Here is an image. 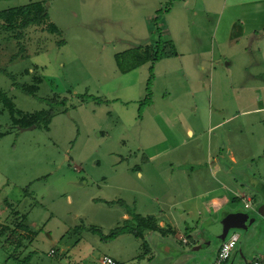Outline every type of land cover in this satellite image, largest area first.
Masks as SVG:
<instances>
[{"label":"rangeland","instance_id":"374dc122","mask_svg":"<svg viewBox=\"0 0 264 264\" xmlns=\"http://www.w3.org/2000/svg\"><path fill=\"white\" fill-rule=\"evenodd\" d=\"M34 2L45 8L42 24L7 29L0 20V264H23L29 254L32 264H57L62 248L81 264L105 254L115 264H204L218 244V229L208 220L195 229L188 219L191 232L181 224L188 244L158 232L143 239L129 232L104 236L125 224L121 215L129 216L128 210L145 217L157 210L163 187L152 165L176 156L151 155L169 146L166 126L160 122L162 131L155 126L159 110L170 116L180 111L181 118L205 128L200 114L210 95L231 109L236 96L238 108H247L248 80L261 65L252 55V37H237L260 33L264 0L241 8L232 5L235 0H0V12ZM237 17L245 25H237ZM159 37L179 55L120 72L116 54ZM224 54L230 66L222 57L223 67L215 72L201 69L210 57L216 61ZM47 110L53 113L48 126L43 113L31 118ZM219 131L224 129L211 138ZM239 131L224 132L223 141L246 151L250 132ZM260 158L253 159L259 167L232 170L252 179L249 192L243 191L253 202L250 208L230 202V209H256L263 200L253 187L264 177ZM234 231L240 237L234 258L252 264L264 250V220Z\"/></svg>","mask_w":264,"mask_h":264},{"label":"crops","instance_id":"0c3cea01","mask_svg":"<svg viewBox=\"0 0 264 264\" xmlns=\"http://www.w3.org/2000/svg\"><path fill=\"white\" fill-rule=\"evenodd\" d=\"M251 1L254 3L257 0H235L232 5L234 4V7L241 8L247 6L245 4ZM253 8L258 9L260 5L256 4ZM237 18L238 21L235 20L237 21V25H245V20H243L242 17ZM217 25L218 22L216 26ZM223 34L226 36L224 31ZM247 35L252 37V44L254 43V48H256V51L253 50L254 54H251L257 58L261 65V71L251 74V79L248 80V97L246 98L247 108H238V105L241 103L240 98L236 96H234L232 105L234 109H231L230 105L227 106L222 101L212 102L210 95L208 99L209 103L203 106L205 108L201 112L203 116L200 114L199 124L201 125V123L205 121V128L198 125L193 126L192 123H190L191 121L181 118L180 111L170 116L164 111L159 110L157 112L158 114L156 113L154 117L155 126L159 131H162L160 122L168 129L165 128V133L166 136H168L169 146L167 150H157V152L151 155L153 156L155 153H160L156 157L166 154H176V156L167 164L152 165V167H156L155 171L159 170L158 172H161L157 177H161L160 182L163 189L162 194L156 196L158 207L155 212H151L152 215L150 218L153 219L157 227L165 229L166 231L164 233L159 231H148V234H154V232L160 233L161 236L171 234L181 239L183 244H188V237L182 236L180 233L181 224L187 226L188 219L192 220V222L194 221L195 229L200 225V221L202 220H208L211 226H215L224 214L236 211L229 208L230 202L242 201L244 206L242 195L248 194L244 191L249 192L248 188H250V185L248 182L252 179L249 176L238 177L232 170L234 169L236 171L238 167L241 169L243 166L251 169L252 166H248L250 164L259 167L261 163L258 162L256 164L253 161L258 154L261 155V160L264 159V27L261 29L260 33L244 31L241 33V37L239 36L237 39H244ZM220 37H222V33ZM230 38L234 37L230 36ZM234 40L235 38L232 39V42ZM261 42L262 45H259ZM178 55L179 51H177L175 56ZM222 57L227 59L226 66H230L232 62L229 56L224 54V56L221 55V58L216 59V61L212 60L213 58L210 57L209 63L200 68L204 72L208 70L210 73H213L219 67H223ZM197 68H199V63L195 64V69ZM204 88L203 85L201 89ZM212 103L214 104L212 105ZM194 107H196L195 104ZM193 113L197 115V111ZM220 128L224 129V131H219V134H216V140L215 138H211L210 133ZM225 129L227 131H225ZM233 129H235V131L242 130V133L244 132L245 135L247 133L244 130H249V135L244 138V141L247 142L246 151H242V147L235 142L230 141L229 143H224L222 134ZM204 134L206 135L205 137ZM224 135L226 134L224 133ZM163 139L164 142H167L165 136H163ZM260 149H262V152L258 153ZM245 157L250 160L248 163H245V159H241ZM139 172L140 179H142L144 175L141 173L140 168ZM253 185L255 190H257L255 193L258 194L260 200V190L261 187L264 186V177L259 176L257 182ZM247 197L250 203L253 202V197L251 195H247ZM148 212L149 211H147L146 214ZM121 216L124 220L129 218L125 213ZM185 228L187 230L190 229L189 232H191L190 226ZM50 239L52 240L53 238L51 237ZM219 246L220 243L215 246L213 256L204 264H209L214 260ZM235 247H237V244ZM51 250L53 251L52 254L55 253V251L50 248L47 251L49 256L52 255L49 253ZM62 251L65 252V254L59 259L57 264H81V261L76 262L71 259L69 251H65L64 248H62ZM233 252H231L230 257L225 262L226 264H228L230 258V264H240V258L238 255L234 258ZM263 252L264 250L258 252L256 257L260 256ZM29 258L30 254L27 259L29 260V264H32ZM97 258L91 259V261L88 263L86 262V264H97L100 257ZM254 258L252 257L250 260L253 261Z\"/></svg>","mask_w":264,"mask_h":264},{"label":"trees","instance_id":"16d2710c","mask_svg":"<svg viewBox=\"0 0 264 264\" xmlns=\"http://www.w3.org/2000/svg\"><path fill=\"white\" fill-rule=\"evenodd\" d=\"M46 18V11L42 4L34 2L29 3L17 8H11L0 12V20L4 22V26L7 29H12L15 26L23 29L30 24H42ZM42 22V23H41ZM52 26V25H50ZM49 26V28H50ZM177 51L175 47L170 43V41H164L159 37L152 44L145 45L139 48H131L122 53L116 54V62L121 73H127L147 62H155L164 57L175 56ZM34 87V86H33ZM26 91L29 87H23ZM2 95L0 96V99ZM9 106L10 112H13V107L9 104V101H5ZM40 113H43L45 116L44 127L48 126L50 119L53 116L51 110L42 111L31 115V118L38 117ZM32 122L26 125L28 126ZM264 186L261 187V190ZM118 204L124 205L123 201H117ZM129 218L125 220V224L120 227H116L112 230L110 235L104 236L105 238H115L116 236L123 233H131L137 238L144 237V234L148 231H159L164 233L166 230L156 226L155 222L150 217H144L140 214L135 213L134 211L128 210ZM24 224V220H21L20 223H17V226L21 227ZM93 231H96L92 229ZM145 242V240H143ZM28 256L23 258V264H29Z\"/></svg>","mask_w":264,"mask_h":264},{"label":"water","instance_id":"95a60500","mask_svg":"<svg viewBox=\"0 0 264 264\" xmlns=\"http://www.w3.org/2000/svg\"><path fill=\"white\" fill-rule=\"evenodd\" d=\"M20 129L24 130L26 128ZM260 194L263 200L257 205L256 209L229 212L218 220L217 224H215L218 229V243L221 244L229 235L235 233L234 230L247 231L252 221L254 222L258 217L264 220V188L260 190Z\"/></svg>","mask_w":264,"mask_h":264},{"label":"built area","instance_id":"2783aa9c","mask_svg":"<svg viewBox=\"0 0 264 264\" xmlns=\"http://www.w3.org/2000/svg\"><path fill=\"white\" fill-rule=\"evenodd\" d=\"M242 198L244 201V207H251V203L247 195L243 194ZM238 238L239 236L237 233H232L223 242H221L214 260L209 264H224L230 257L232 250L235 248ZM49 253L52 254L53 251L51 250ZM97 264H115V260L111 256L103 255L98 259ZM252 264H264V252L260 256L254 258Z\"/></svg>","mask_w":264,"mask_h":264}]
</instances>
